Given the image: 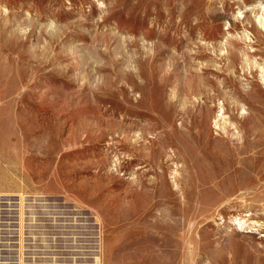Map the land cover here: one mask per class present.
<instances>
[{"label": "rangeland", "instance_id": "374dc122", "mask_svg": "<svg viewBox=\"0 0 264 264\" xmlns=\"http://www.w3.org/2000/svg\"><path fill=\"white\" fill-rule=\"evenodd\" d=\"M263 17L0 0V193L95 216L104 264H264Z\"/></svg>", "mask_w": 264, "mask_h": 264}, {"label": "built area", "instance_id": "2783aa9c", "mask_svg": "<svg viewBox=\"0 0 264 264\" xmlns=\"http://www.w3.org/2000/svg\"><path fill=\"white\" fill-rule=\"evenodd\" d=\"M44 193H0V264H104L96 217Z\"/></svg>", "mask_w": 264, "mask_h": 264}, {"label": "bare ground", "instance_id": "6f19581e", "mask_svg": "<svg viewBox=\"0 0 264 264\" xmlns=\"http://www.w3.org/2000/svg\"><path fill=\"white\" fill-rule=\"evenodd\" d=\"M259 18H260V16H259ZM264 18V17H263ZM264 20V19H263ZM262 22H264V21H262V18H261V23ZM254 171H256V172H258V167H257V165H255L253 168H252Z\"/></svg>", "mask_w": 264, "mask_h": 264}]
</instances>
